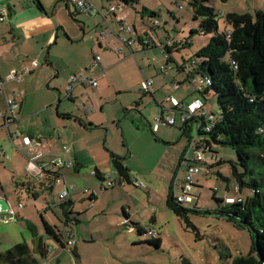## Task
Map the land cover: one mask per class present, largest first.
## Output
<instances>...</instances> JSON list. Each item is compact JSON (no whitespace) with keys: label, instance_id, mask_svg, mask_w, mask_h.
Instances as JSON below:
<instances>
[{"label":"rangeland","instance_id":"374dc122","mask_svg":"<svg viewBox=\"0 0 264 264\" xmlns=\"http://www.w3.org/2000/svg\"><path fill=\"white\" fill-rule=\"evenodd\" d=\"M14 2L26 8L19 11L20 18L38 13L35 6L29 9L30 0ZM92 2L94 10L89 14L77 11L73 5L66 7L65 1L57 0L56 9L48 12L56 35L48 45L44 42L45 34L21 40L22 48H18L17 56L13 54L15 40L11 34H7L9 43L0 41L11 50L5 53V48H0V56L11 52L16 61L25 60L27 65L34 61L40 63L39 68L27 75L33 78L27 90L32 102L24 104L18 118L25 115L28 118L25 121H33L45 132H53L51 128L57 127V149L63 144L75 145L82 166L80 179L74 178L82 189L96 187L98 180L91 173L96 166L116 176L109 151L126 156L125 164L132 179L137 178L146 186H136L122 179L121 185L108 188L104 193L97 191L98 199L88 210L85 208L90 200L85 198L81 202L80 197H75L73 208L79 215L76 213L68 222L60 206L61 185L57 184L53 191L42 189L40 181L26 170V158L12 144L9 130L0 126V186L11 209L0 211V251L16 242L30 243L37 230L45 234L46 221L65 240L68 233L73 232L78 242L63 249L48 235L49 247L54 249L49 256H59L52 264H233L236 257L250 252L253 239L248 229L238 227L219 212L220 203L216 199L236 196L237 180L231 162L239 160L232 147L215 144L216 152L206 153L207 162H197L202 171L195 176L196 186L191 194L199 212L191 211L188 217L201 237L169 208L166 200L171 187L177 194L181 193L186 167L180 166L181 158L189 148V138L180 130V114L167 98L174 96L185 104L193 98H203L194 83L195 79L199 82L203 78L197 74L194 80L190 78L194 70L192 59L213 34L201 31L200 20L193 17L190 0ZM207 4L215 7L221 32L232 28L227 21L228 13L264 12V0H209ZM112 5L117 6V17L108 12ZM143 7L157 15L143 18ZM121 19L132 27L133 37L148 38L156 46L144 50L138 38L132 47L125 45L120 36ZM41 26H44L43 20L34 24L35 28ZM193 29L198 32L192 34ZM168 43L169 55L161 48ZM120 49H124L123 52L117 51ZM48 52L50 57H55V74L49 73L46 79L47 76L37 74L40 68H49ZM97 54L103 69L96 75L99 86H87L79 94L76 90L70 98L69 85L65 82L67 76L83 72ZM151 77L155 84L144 93L142 82ZM26 83L7 86L24 90ZM206 98L207 111L218 114L216 94L211 91ZM162 111L165 116L178 115L177 124L170 126L162 121L158 128L156 119ZM67 113L69 117L64 116ZM197 128L196 123L193 135ZM17 132L21 135L20 132L27 133V130L20 126ZM237 169L244 172L239 164ZM246 194L247 190L241 193ZM48 205L51 207L47 208ZM74 217L80 222L75 223ZM138 225L157 231L160 246L149 243L157 237L140 234ZM76 247L78 255L73 253Z\"/></svg>","mask_w":264,"mask_h":264},{"label":"trees","instance_id":"16d2710c","mask_svg":"<svg viewBox=\"0 0 264 264\" xmlns=\"http://www.w3.org/2000/svg\"><path fill=\"white\" fill-rule=\"evenodd\" d=\"M124 1L132 2V0ZM208 1L190 0L193 17L195 20H200L201 31L213 34L193 57L194 70L190 76L197 74L209 81H206L203 90L197 91L204 95V99H206L205 95L211 91L216 94L219 112L215 115L218 117L215 120L216 126L210 133L198 130L200 123L202 127L206 123L204 118L199 117H194L186 123L182 122L180 130L182 135L188 136L190 143L193 126L197 123V132L200 133L204 142L210 145V149L206 152H216L215 144L230 146L237 152L239 162L231 163L238 190L235 186L236 196L232 202H226L225 198H216L220 203L219 212L238 227L248 229L252 234L253 246L250 252L247 255L236 257L233 264H264V12L257 10L255 15L228 13L227 21L232 28L221 32L218 26L217 11L215 7L207 4ZM38 5L43 9L39 0ZM70 14L74 16L72 12ZM142 15L152 17L157 14L143 7ZM195 32L198 30L191 31L192 34ZM142 42L145 46L151 44L150 41L148 44L144 40ZM166 45L165 51L171 52L169 44ZM150 94L153 95V93ZM174 108L180 111L177 106ZM161 116L164 115L161 114ZM176 124L168 125L175 126ZM109 152L113 169L119 178L132 183L130 169L125 164L126 156L113 151ZM202 162L207 161L198 163ZM221 163L223 161H219V164ZM238 164L244 168V172L238 171ZM97 172L100 175L101 171L98 168ZM50 173L57 175L59 171ZM219 175L229 181L228 178ZM249 175L250 177L247 178ZM47 187L50 188V186ZM170 189L166 199L167 205L200 236L198 228L188 217L189 212H199V208L196 205L186 207L177 202L173 195V187ZM244 190H247L245 196L241 195ZM95 196L92 194L90 199H95ZM61 201L60 206L65 218L70 222L72 217L79 213L74 211V202L71 198ZM124 212L128 218L125 209ZM73 219L75 223L80 222L77 217ZM45 226L46 233L53 236L62 247L68 248V245H73L68 243L72 232L68 233L65 240L46 221ZM137 228L140 234H144V226L138 225ZM148 242L160 246L161 239L157 237ZM47 249L48 247L46 248L41 239L40 254L45 255ZM73 253L78 255L75 249ZM0 259L9 264L36 263V258L33 257L30 246L25 240L0 253Z\"/></svg>","mask_w":264,"mask_h":264},{"label":"crops","instance_id":"0c3cea01","mask_svg":"<svg viewBox=\"0 0 264 264\" xmlns=\"http://www.w3.org/2000/svg\"><path fill=\"white\" fill-rule=\"evenodd\" d=\"M58 1L60 2L61 0H58ZM63 1L66 2L65 3L66 7H69V5L67 4V1L66 0H63ZM39 2L42 4L43 9L40 8V6L36 2V0H30V4L28 6L29 9H32V7L35 6L38 10L37 9H34V10L37 11L38 13L37 14L34 13V15L29 16V17H26V18H20V16H21L20 13L21 12H19V11H21L23 9H26L25 7H22L21 8V6L16 5L15 2H14V0H6L5 2H2L3 4H5L8 7V12H7L6 20L5 21H1L0 20V35H1L0 36V41L3 42V43H9V37L7 36V34H11L12 35V38L15 40V43L12 44L13 51H14L13 54H16L17 55L18 52H19L18 51L19 50L18 48H22V46H21V40L24 42V40H26L28 38H33L34 36L37 37L38 35H44L45 34V38L46 39H45L44 42H45V44L48 45L55 38L56 35H54L55 33L53 31L54 30L53 22L50 20V18H49L50 16H49V13L48 12L52 8H53V10L56 9V7H57V0H48V1L39 0ZM53 2H55L54 5H52ZM126 3H129V2H126ZM93 6H94V4H93ZM77 11H79V10H77ZM79 12H81V11H79ZM81 13H85V12H81ZM91 13H89V14H91ZM114 16L117 17L116 13H114ZM146 16L147 15H142L143 18L146 17ZM40 20H43L44 21V26L36 27L35 28L34 27V24L36 22L40 21ZM121 20H120V22H121ZM134 29L136 31L135 26H134ZM121 30H122V27H121ZM121 33L123 34V35L120 34L121 40L124 42L125 45H128L125 42V40H124L125 38H129V36L127 35L128 33L126 32V35H125L123 30H122ZM129 35H130V38H133L134 39L133 43L131 45H128L130 47L133 46V44L136 42L137 38H138V42H140V44H141V46H142V48L144 50L147 49V48H149V47H151V46H154L155 45V43L153 41H151L150 39H148V38L145 39V38H141L140 36L137 37V38H135V37H133V33H131ZM2 38H3V40H2ZM143 40H149L151 42V44L149 46H145L143 44V42H142ZM6 46H7V44L0 43V48H2V47L5 48V53L8 52V51H11L9 48H6ZM161 48H162V46H161ZM123 50L124 49H120L118 52H120V51L123 52ZM162 50H163V48H162ZM165 53H167L169 55V53H171V52H168V50H166ZM11 54L12 53L9 52L6 55H1L0 56V77H2V78L5 79L7 77V75L10 74L11 72H14V71L21 72V71H24L25 69L30 70L27 74H25L23 76V79L21 81H15V80H13V81H6L5 82V91H6V94H11L13 92H21V91H23V92H21L22 95L19 98L20 99V108H19V111L22 114V112L24 111V104L26 105V103H28V101H30V100L32 102V96L30 95V93L27 92V90H29V85H30V82H31V80L33 78L32 77L27 78V75L28 74L30 75L37 68H39L40 67V63L38 62V65L36 67H33V64L32 63H31V65L30 64L29 65L25 64V60H23L21 62L20 61H16V58L15 57H11ZM38 55H40V56L43 57L42 53H40V52H38ZM94 57H93V59H94ZM54 58H55L54 55L50 57V53L48 52V55H47V59L46 60H47V64H49V68H40L38 70V74L37 75H40V74L42 75L43 74V76H47L46 77V79H47V78H49L48 76H50V75H48L49 73H52V74L54 73L55 74V71H54V69H55V59ZM100 61H101V59H100ZM100 61H99L98 65L96 67H93V63H92L89 67H86L83 70V72H81L80 74L73 73L71 75H68L67 78H66V80H65V82H68V85H69L70 84V78H71L72 75H84L86 77H94L97 80L96 75L103 70L101 68V65H100L101 62ZM164 67H166V65ZM190 78L192 80H194L195 75L194 76H190ZM26 81H27V83H26ZM23 82H24V84L26 83V85H27V86L24 85V87H25V89L23 88L24 90H20V89H18L16 87H8L7 86L9 83H15V84L18 83V84H21V86H22V83ZM97 82H98V80H97ZM194 83H196V82H194ZM153 84H155V82ZM87 86L98 87L99 86V83H98L97 86H94L89 81H86V82L80 83V84H76L73 87V89H72L71 92H69L68 89H67L68 96L70 98H73L74 91L78 90L77 94H79ZM196 98H200V97H196ZM196 98H193V100L196 99ZM203 99H204V95H203ZM167 100L169 102H171L169 100V97L167 98ZM204 100H206V102H205V109L207 110V108H206L207 98L204 99ZM183 103L185 104V102H183ZM172 106H173V109H175L173 104H172ZM5 108H6V98H5V94H0V110H2V109L5 110ZM4 110L0 111V113H3ZM57 112H58L59 115H61V113H59V111H57ZM178 112H179L180 118H181V113H180V111H178ZM69 115L70 114L67 113L64 116L69 117ZM162 115H164L163 114V111H162ZM173 117H175L176 123H177L178 122V115H175ZM26 119H28V118H26L25 115H23L22 118H21V115H20V117L15 122L11 123L9 126H6L5 125V118H3L2 116H0V120H1L0 126L1 127H4V128H7L9 130L12 144L15 145L17 147V149L19 151H21L22 154H24V156L26 158V167H27V163H28V158L30 156H32L36 152V150L39 149V150H42L43 151V156L40 158V162L45 164V169L46 170L43 172L44 175L40 179H38V177L34 175L36 177V179L40 181V186L42 187V189L53 191L54 190V187L57 186V183H55V176L56 175L51 174L50 172H56V171H58V169H54L52 167L53 166L52 165L53 164L52 163V160H54V158L56 156H58L59 154L63 155L67 159H70V160H73L74 161V166L72 168H65V169L60 170V172L65 176V178H66V180L68 182H74V183H76L77 180L74 178V176H78V178L80 179L82 163H81V160H80L78 154L76 153L75 145L73 147H71V144L72 143L70 144V146L67 145V144H63V146L61 148H58L57 149V132H56L57 127H52L51 128L53 130V132H50V131L45 132V131H43L41 129V127H40V129L37 128L36 125L33 123V121L27 122V121H25ZM12 126L15 127V130L16 131L15 130L14 131L11 130V127ZM20 126L22 128H25V130H27V133L20 132L21 135L16 134V133H18L17 132V129ZM159 126L160 125H158V128H159ZM65 129H67V127ZM27 136L32 139V144L31 145H28L24 141V138L27 137ZM58 138H59V140H61V138L59 136H58ZM64 146H66V147L69 148V151L68 152H64V150H63V147ZM2 156H5L4 152L2 153ZM97 168L101 172H100V175H98V172H97V174H93V175H95L96 179L98 180L97 181V184H96V187H92V188L89 187L90 188V194H86L85 192H83L82 187L79 185V183H76L77 184V190L75 192H73V194L71 196V199H72L73 202H74L75 197H80L78 199H80L81 202H83L85 198L88 199V200H90L92 194H94V195H96L94 197L95 198L94 204H95V202H96V200L98 199V196H99V194L97 193V191L100 193V190H99L100 187H99L98 182L101 179V177L103 178L106 175H109L111 178H118L119 179V184L118 185H121L122 184V179H120L119 176L117 174H115V170L114 169H113V173L116 176H112V174L105 172L102 168H100L98 166H96L92 170H96L97 171ZM112 168H113V165H112ZM26 170H27V168H26ZM71 172H73L74 175L71 174ZM79 181L80 180H78V182ZM29 186H33V185L29 183ZM47 186H50V188H48ZM62 186L63 185L61 184V189H62ZM85 186L86 185H84V187ZM1 192H2V189H1V186H0V197L6 199L7 202H8V205H9V201H8L7 197H5L4 195H2ZM94 204H93L92 207L86 206L85 210H88V209L93 208L94 207ZM74 205H75V203H74ZM50 207H49V205L47 206V208H50ZM9 210H11L10 209V205H9ZM13 213H14V211H13ZM127 214H128V218H129V213H127ZM12 218H14V216ZM47 238H48V234L46 233V230H45V234L40 233L37 230V231H35L34 237L31 240V242L29 243L27 241V243L30 246L31 253H32L33 257L36 258V263L35 264H45V263L52 264L53 261L59 257V256H57V254L54 255V256H52V257L49 256L50 255V251L52 252V251H54V249L52 247H49ZM73 238H74V233H73ZM41 239L44 241V244H45L46 248L48 247V249H47L48 251H46V254L43 255V256L40 254V251H39L40 244H41ZM16 243H19V242H16ZM77 244H78V242L75 240V243L73 245H77ZM62 248L63 249H66L64 247H62ZM4 250H6V249H4ZM75 250L77 251V247L75 248ZM3 251L1 250L0 253H2ZM0 263L1 264H9L8 262H6V261H4L2 259H0Z\"/></svg>","mask_w":264,"mask_h":264},{"label":"built area","instance_id":"2783aa9c","mask_svg":"<svg viewBox=\"0 0 264 264\" xmlns=\"http://www.w3.org/2000/svg\"><path fill=\"white\" fill-rule=\"evenodd\" d=\"M68 5H73L77 10L85 13H91L94 9L93 3L91 0H66ZM117 10V6L112 5L108 9L109 13H115ZM8 8L5 4H3L0 1V20L5 21L6 16H7ZM122 30L127 32L128 34H131L133 32L132 27L125 21L121 20L120 22ZM125 42L128 45H131L134 41L133 38H125ZM145 43H149L148 40H144ZM169 44V43H168ZM167 45H162V48L165 51ZM119 51V50H117ZM101 57L99 55H96L93 59V67H96L100 61ZM38 65V61L33 62V67H36ZM236 67V66H235ZM30 70L25 69L24 71L21 72H11L10 74L7 75V77L4 79L0 77V94H5L6 98V108L3 113H0V116L5 118V125L9 126L11 123L15 122L18 119L19 116V108H20V96L22 95L21 92H13L11 94H6L5 91V82L6 81H21L23 79V76L27 74ZM86 81H89L91 84L94 86L98 85L97 80L94 77H86L84 75H72L70 78V84L68 87V91L71 92L73 87L76 84L84 83ZM206 81L209 82L207 79L203 78L200 79L199 82L197 80H194L197 85V90H203ZM153 79L148 78L144 79L142 82V88L143 91H149L152 90L153 86ZM169 100L172 102L174 106H177V108L181 112V122L186 123L188 120L192 118H204L206 123L204 124V127L201 126V123L199 125L198 130H203L205 132L210 133L213 128H215V120L217 119L218 115L216 116L215 114L209 113L205 109V100L203 98H196L192 100L189 104L185 105L184 103L179 102L175 97L170 96ZM166 122L167 124H175L176 119L173 116H160L159 118L156 119V126L159 125L160 122ZM25 143L28 145L32 144V139L30 137H25L24 138ZM214 144V143H213ZM188 150L184 153L183 158H181V164L185 165L186 167L184 168L185 172V178L184 181L182 182V188H181V193H176L174 188H173V195L174 198L176 199L177 202L185 205L186 207H193V195L191 194L193 188L196 185V180L195 176L200 173L202 170L197 165V162L201 161H207L206 159V150L210 149V145H207L206 142H204L203 138L200 136V133L196 132L195 135L192 136L190 139V143L188 146ZM64 152H68L69 148L64 146L63 147ZM190 150L192 153L190 154ZM43 156V151L42 150H36V152L28 158V163H27V170L34 174L35 176L40 179L44 175L45 169V164L40 162V158ZM52 165L58 167L59 173L55 176V183L59 185H63L62 189L59 191V198L62 200H68L71 198L73 192L77 190V184L74 182H68L65 178V176L60 172V170L65 169V168H72L74 166V161L65 158L63 155L59 154L52 160ZM92 174H97L96 170L91 171ZM115 174H117L115 172ZM132 183L136 186H143L145 187L146 185L144 182L139 181L137 178L132 179ZM99 187H100V193H103L106 189L114 187L119 184V179L118 178H111L109 175L104 176L98 182ZM83 192L86 194H90V188L85 187L82 189ZM236 190H238V185H236ZM226 202H232L234 201V197L232 196H227L224 197ZM95 199H90L88 207H92L94 204ZM144 234H148L153 237H158L159 233L155 231L152 228H144ZM71 238L68 240L69 244H74L75 239L73 238V233H70Z\"/></svg>","mask_w":264,"mask_h":264},{"label":"water","instance_id":"95a60500","mask_svg":"<svg viewBox=\"0 0 264 264\" xmlns=\"http://www.w3.org/2000/svg\"><path fill=\"white\" fill-rule=\"evenodd\" d=\"M6 0H1V2H5ZM9 210V205L6 199L0 197V211Z\"/></svg>","mask_w":264,"mask_h":264}]
</instances>
